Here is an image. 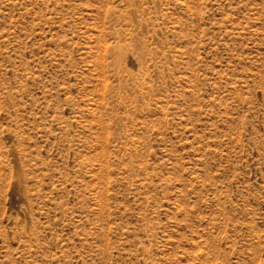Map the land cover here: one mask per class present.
Returning a JSON list of instances; mask_svg holds the SVG:
<instances>
[{
  "label": "rangeland",
  "instance_id": "obj_1",
  "mask_svg": "<svg viewBox=\"0 0 264 264\" xmlns=\"http://www.w3.org/2000/svg\"><path fill=\"white\" fill-rule=\"evenodd\" d=\"M0 264H264V0H0Z\"/></svg>",
  "mask_w": 264,
  "mask_h": 264
}]
</instances>
